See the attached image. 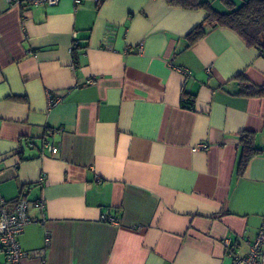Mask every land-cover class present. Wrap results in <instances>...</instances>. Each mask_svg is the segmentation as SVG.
<instances>
[{"label":"crops","instance_id":"1","mask_svg":"<svg viewBox=\"0 0 264 264\" xmlns=\"http://www.w3.org/2000/svg\"><path fill=\"white\" fill-rule=\"evenodd\" d=\"M205 17L165 0H0V195L9 208L24 198L30 217L19 264L248 253L264 225V153L239 173V137L264 150V97L239 94L236 76L264 84V58L227 27L188 45Z\"/></svg>","mask_w":264,"mask_h":264},{"label":"trees","instance_id":"2","mask_svg":"<svg viewBox=\"0 0 264 264\" xmlns=\"http://www.w3.org/2000/svg\"><path fill=\"white\" fill-rule=\"evenodd\" d=\"M22 1L23 0H19V3ZM165 1L171 6L189 10L202 9L206 12L204 20L186 35L188 45L195 43L201 38L208 27H227L235 31L248 46L257 49L260 56L264 58V0H243L238 6H235L230 0H223L228 8L226 11L215 10L210 2L206 0ZM76 49L77 43L74 44L72 48L74 61H76ZM236 79H239L240 82L238 89L239 94L244 96L264 97V84L251 83L242 75L236 76ZM181 102L183 106L192 104L190 97H188L186 101L182 99ZM239 141L242 153L238 165V172L242 173L249 159L254 155L264 153V150L255 146L253 134L248 131L241 132ZM19 197H17L16 200Z\"/></svg>","mask_w":264,"mask_h":264},{"label":"built area","instance_id":"3","mask_svg":"<svg viewBox=\"0 0 264 264\" xmlns=\"http://www.w3.org/2000/svg\"><path fill=\"white\" fill-rule=\"evenodd\" d=\"M9 3H17L19 0H7ZM57 0H28L27 3L37 5L40 3L54 4ZM78 1V0H75ZM58 99L49 95L48 106L54 105ZM51 153H56L58 147L48 140L44 141ZM204 146V145H203ZM193 150H196L194 148ZM7 201L0 195V247L4 252L6 264H19L21 258L26 253L20 248L18 236L23 231L24 226L30 222L28 214V202L19 197L12 208H9ZM35 207L43 208V203L37 201L34 203ZM104 220L115 222V219L110 215H103ZM264 243V225L259 231V234L250 246L248 253L244 256H236L232 264H260L259 256L261 253V246Z\"/></svg>","mask_w":264,"mask_h":264}]
</instances>
